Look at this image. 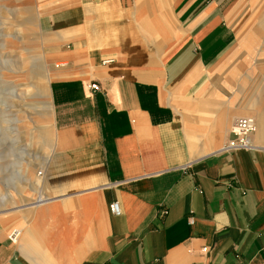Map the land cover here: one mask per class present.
<instances>
[{
  "label": "crops",
  "instance_id": "obj_1",
  "mask_svg": "<svg viewBox=\"0 0 264 264\" xmlns=\"http://www.w3.org/2000/svg\"><path fill=\"white\" fill-rule=\"evenodd\" d=\"M248 1L39 0L49 143L33 177L17 164L28 190L0 166V264H264V92L237 105L218 82L238 36L264 56ZM248 115L254 147L223 150Z\"/></svg>",
  "mask_w": 264,
  "mask_h": 264
},
{
  "label": "rangeland",
  "instance_id": "obj_2",
  "mask_svg": "<svg viewBox=\"0 0 264 264\" xmlns=\"http://www.w3.org/2000/svg\"><path fill=\"white\" fill-rule=\"evenodd\" d=\"M248 2L253 13L257 4L254 0ZM258 6L257 10L262 11L264 0ZM42 8L39 0H0V157L5 156L0 158V166L11 167L10 175L13 179L9 180V175L5 183L24 190H28L30 185L24 180L23 172L17 164L22 162L25 167H33L34 173L35 168L42 167V156L44 158L49 143V135L45 136L43 143L35 139L37 132L33 119L35 115L38 116L37 123L40 125L37 139H43L48 127L45 121L51 120L52 115H41L45 105L36 104L35 101L44 98L35 97L28 91L30 86L34 88V83L29 81L38 75L40 70L37 67L43 62L42 57L47 59L46 44L50 37L40 33L37 27ZM240 41L238 36L234 51L225 58L228 61L227 67L221 70L218 80L237 105L255 99L259 93L264 92V56H245ZM46 64L49 70L50 65L48 62ZM233 64H237L242 75L237 84L229 86L223 82L222 77ZM47 86L50 93L49 82ZM8 171L0 170V176L6 175Z\"/></svg>",
  "mask_w": 264,
  "mask_h": 264
},
{
  "label": "built area",
  "instance_id": "obj_3",
  "mask_svg": "<svg viewBox=\"0 0 264 264\" xmlns=\"http://www.w3.org/2000/svg\"><path fill=\"white\" fill-rule=\"evenodd\" d=\"M110 60H107L108 62ZM91 89H97L98 86L96 83H91L88 85ZM232 137L228 140L223 150H238V149H252L254 146L250 142V135L255 131V120L250 116H238L231 128H230ZM109 210L113 215H119L121 213L119 204L117 201H113L109 204ZM18 237V231L13 230L8 238L10 242L14 243ZM206 248H202V251H205Z\"/></svg>",
  "mask_w": 264,
  "mask_h": 264
},
{
  "label": "bare ground",
  "instance_id": "obj_4",
  "mask_svg": "<svg viewBox=\"0 0 264 264\" xmlns=\"http://www.w3.org/2000/svg\"><path fill=\"white\" fill-rule=\"evenodd\" d=\"M0 115H2V113H0ZM248 116H250V115H248ZM250 117H253V116H250ZM254 120H255V118H254ZM1 122L3 123L4 121L1 120ZM255 130H256V120H255ZM22 166H23V169H24V172H25L27 178L33 177V170H34L33 167H25L23 165V163H22Z\"/></svg>",
  "mask_w": 264,
  "mask_h": 264
}]
</instances>
